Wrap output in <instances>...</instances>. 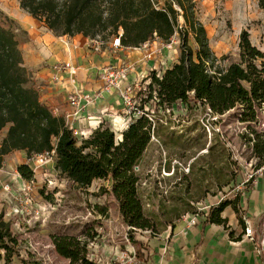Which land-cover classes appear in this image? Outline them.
I'll return each mask as SVG.
<instances>
[{"label":"trees","instance_id":"obj_1","mask_svg":"<svg viewBox=\"0 0 264 264\" xmlns=\"http://www.w3.org/2000/svg\"><path fill=\"white\" fill-rule=\"evenodd\" d=\"M18 1L23 11L42 22L56 37L106 39L120 29L121 45L139 48L155 38L168 43L176 34L179 36L177 63L160 76L154 70L150 72L146 98L137 101L140 114L129 122L121 137L110 126L100 125L87 138L77 139L65 119L53 115L40 101L37 86L23 63L18 27L14 21L0 16V164L14 151L24 152L27 161L53 152L54 169L59 176L78 189H86L97 180H109L108 192L118 204L123 224L131 232L148 230L155 234L151 219L143 212L138 195L141 177L134 168L156 133V112H171L176 104L193 100L206 107L212 117L236 110L240 122H255L256 111L264 105V50L254 46L249 34L242 30L236 53L217 58L196 16L193 0ZM257 4L264 16V0H257ZM148 104L150 109L145 110ZM250 134L248 144L259 169L264 165V132ZM231 164L235 171H229L224 184L217 182L218 191L229 184V192L235 190L242 170L237 163ZM17 170L23 179H32L28 165ZM251 189L252 186L248 191ZM240 197V193H235L233 199L210 207L203 226L215 224L226 228L227 220L221 214L230 207L245 230ZM14 236L11 221L5 222L1 214L2 264H11L13 254L17 253ZM50 239L55 252L68 264H95L88 258L85 241L65 234Z\"/></svg>","mask_w":264,"mask_h":264},{"label":"rangeland","instance_id":"obj_2","mask_svg":"<svg viewBox=\"0 0 264 264\" xmlns=\"http://www.w3.org/2000/svg\"><path fill=\"white\" fill-rule=\"evenodd\" d=\"M193 2L217 58L236 53L242 30L254 46L264 50V16L257 0ZM16 11L31 17L19 7L18 0H0L1 17L14 21ZM100 38L106 45L111 36ZM167 44L171 45V55L166 63L171 67L180 55L179 36L176 34ZM188 44L194 50L191 39ZM166 63L157 66V75L168 67ZM134 103L138 109L137 101ZM149 105L144 109H150ZM112 121L116 127L120 125L119 120ZM154 124L156 133L138 165V195L155 234L148 230L131 232L123 224L118 204L108 192L109 180H97L86 189H78L53 171L52 160L37 158L34 164L43 173L27 193L33 205V210H27L30 222L17 216L9 218L17 242L11 264H68L51 244V236L62 234L85 241L88 258L95 264H143L145 237H158L185 216H201L219 202L233 199L235 193L245 196L255 179L264 174V165L255 167L258 160L248 144L250 132H264V105L256 111L255 122L243 123L236 110L212 117L206 107L192 100L176 104L171 112H156ZM111 129L121 137L122 128L118 132ZM233 162L242 170L235 190L229 192V184L218 191L217 182L224 184L229 171H235Z\"/></svg>","mask_w":264,"mask_h":264},{"label":"crops","instance_id":"obj_3","mask_svg":"<svg viewBox=\"0 0 264 264\" xmlns=\"http://www.w3.org/2000/svg\"><path fill=\"white\" fill-rule=\"evenodd\" d=\"M12 16L19 30L23 63L37 86L40 101L50 108L53 115L66 120L74 111L67 101L70 93L79 90L86 96H92L103 84L98 72L101 67L125 59L132 65L128 83H134L150 71V66L157 70V66L164 65L171 55V45L156 38L148 42L146 48H124L115 52L109 43L99 48L88 47V38L81 35L56 37L42 22L21 12L16 11ZM64 40H68L75 48L67 49L62 42ZM147 50L158 52L156 63L144 60ZM66 61L78 67L75 75L68 77L63 74L55 78L51 66ZM166 64L168 67H164V70L170 67L169 63ZM81 105V118L73 121L71 126L83 131L86 136L98 127V121H101V125L113 127L112 120L123 121L126 118L123 101H119L116 94L104 95L99 101H81ZM37 158L27 161L24 152L14 151L1 162L0 215H3L5 222L17 216L12 213V209L24 203L26 193L20 190L27 188L29 183L34 185L39 174L43 173V169H36L34 161ZM51 160L53 171L56 172L55 156ZM25 164L33 173L31 180L23 179L17 170ZM253 184L252 189L245 196L242 195L239 204L241 216L252 231L249 237L244 235V227L228 207L221 214L227 220L226 228L215 224L203 226L207 212L197 216L194 225L189 224L193 217L185 216L158 237H143L146 248L143 264H264V174L257 177ZM5 185L9 187L8 191L4 190ZM28 208L33 210V205ZM27 216L17 217L28 224L30 220ZM15 225L20 227L17 223Z\"/></svg>","mask_w":264,"mask_h":264},{"label":"built area","instance_id":"obj_4","mask_svg":"<svg viewBox=\"0 0 264 264\" xmlns=\"http://www.w3.org/2000/svg\"><path fill=\"white\" fill-rule=\"evenodd\" d=\"M121 30L119 29L116 35H113L110 39L109 46L111 50L113 51H119L124 49V47L121 45L120 37H121ZM64 46L67 49H74L75 46L71 44L68 40L62 41ZM148 43H145L142 45V47L146 48ZM88 47H95L99 48L104 46V43L99 38L94 39H88L87 43ZM157 51L156 50H147V52L144 54V60H146L147 63H156L157 61ZM152 64V65H153ZM132 65L128 63L125 59H121L119 63L113 64V65H106L101 67L98 72L99 75L102 78L103 84L102 86L95 91L92 96H86L79 90H73L67 101H69L70 106L74 109V111L67 116V120L65 119L66 124L69 126L70 129L73 130V134L77 139L87 138L86 134L83 131H77L74 128H72L71 124L73 121L77 120L78 118H81L80 115L83 112V106L81 105V101H99L101 100L104 95H110V94H116L119 101H123L124 105V111L126 114V118L122 121V130H125L129 124V122L136 118L140 113L136 109L134 101H141V99L146 98V87L150 83L149 74L151 71L154 70L153 66H150V71L146 75H142L138 78L137 81L134 83H128V76L131 72ZM78 70V67L73 65L70 61L66 62H58L51 66V71L53 72L55 78L56 76H60L63 74H67L68 77H72L75 75L76 71ZM156 71V70H154ZM133 111H136L134 113ZM133 112V113H132ZM70 117V118H69ZM101 121H98L97 126L99 127L101 124ZM39 159H52L54 157L53 152L50 154H44L37 156ZM36 158V157H35ZM134 171L138 173L139 166H135ZM249 180V179H248ZM246 180L245 182H247ZM31 187V183H29ZM24 188L23 190H20L21 193L25 192L24 195V203L22 205H16L12 209V213L17 216H27L29 213L27 212V206H31V198L27 195V193L30 191V187ZM4 190L8 191L9 187L7 185L4 186ZM193 220L189 221V224L194 225V220L196 219V215L192 216ZM246 227L244 230V235L246 237H249L251 235V229L247 226L246 219L243 218ZM262 226L264 228V221L262 223ZM264 241V238L263 240Z\"/></svg>","mask_w":264,"mask_h":264},{"label":"bare ground","instance_id":"obj_5","mask_svg":"<svg viewBox=\"0 0 264 264\" xmlns=\"http://www.w3.org/2000/svg\"><path fill=\"white\" fill-rule=\"evenodd\" d=\"M112 125H113L114 129L118 132L119 129H121V127H122V121H120V125L118 127L115 126L113 121H112Z\"/></svg>","mask_w":264,"mask_h":264},{"label":"water","instance_id":"obj_6","mask_svg":"<svg viewBox=\"0 0 264 264\" xmlns=\"http://www.w3.org/2000/svg\"><path fill=\"white\" fill-rule=\"evenodd\" d=\"M121 138H118L117 140H120Z\"/></svg>","mask_w":264,"mask_h":264}]
</instances>
